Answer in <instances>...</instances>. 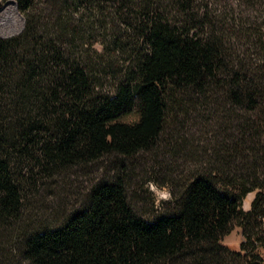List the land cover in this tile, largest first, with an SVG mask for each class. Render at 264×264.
I'll return each instance as SVG.
<instances>
[{
	"label": "trees",
	"instance_id": "1",
	"mask_svg": "<svg viewBox=\"0 0 264 264\" xmlns=\"http://www.w3.org/2000/svg\"><path fill=\"white\" fill-rule=\"evenodd\" d=\"M16 1L25 26L0 36V264H264L258 9ZM171 126L169 152L186 165L169 169L172 197L146 216L125 160L157 158ZM112 153L126 158L119 169L68 209L67 176ZM236 226L232 249L223 240Z\"/></svg>",
	"mask_w": 264,
	"mask_h": 264
},
{
	"label": "rangeland",
	"instance_id": "2",
	"mask_svg": "<svg viewBox=\"0 0 264 264\" xmlns=\"http://www.w3.org/2000/svg\"><path fill=\"white\" fill-rule=\"evenodd\" d=\"M10 1H14L17 5L18 20L16 23L14 20L8 19L9 11L6 7L9 5ZM211 1L213 2L214 0ZM227 3L232 4L238 9V11L240 9H245V7L247 11H249L247 6L258 9L257 13H253V10H250L249 13H252V19L255 18L256 20H259L258 22L264 24V0H250L248 3L247 1L246 3L243 2V0H221L219 2L221 6H224ZM25 21L26 19L19 10L16 0H0L1 37H10L19 34L25 26ZM257 38L258 40L256 39L254 41L256 42L257 47L254 51L251 50L254 54L251 53L250 58H252V62L261 63L264 60V28L261 37ZM232 43L238 47L241 44V42L236 39H233ZM96 48L100 50L102 48L101 44L98 43ZM188 126L189 123L187 124V127ZM171 128L172 126L168 128V131L161 139L163 146L160 147L161 152L157 158H155V155L151 152H140L134 157L125 160L126 158L124 156L112 153L106 154L89 165L80 167L76 170L74 169L73 173H70L69 176H67V179H70L71 182L69 181V184L66 186L68 188L66 192L67 194L64 195L62 201L68 205V209L74 207V204L77 205L86 197L85 194L92 184L104 177L112 176L119 169L120 163L124 159L130 164V169L128 171L129 174L127 176L128 183L130 184L128 191L130 201L134 208L137 212L146 216L153 214L156 210H160L163 207V204L169 202L172 197L170 187L168 185H161V182L169 173V169H175L177 165H181V167L182 165H186L184 164L186 163L184 159H175L172 153L169 152V150L172 149L170 146V139L172 137L169 135ZM196 136H199V132H196ZM166 144H168L167 148H165ZM170 161H173L171 162L172 164ZM257 192L258 190H255L246 195L243 205L245 210H250L252 208V203ZM251 195V200H249L248 198ZM57 201L59 202L61 200ZM243 240L244 236L242 234V228L236 226L224 237L223 242L229 245L232 249H239Z\"/></svg>",
	"mask_w": 264,
	"mask_h": 264
},
{
	"label": "bare ground",
	"instance_id": "3",
	"mask_svg": "<svg viewBox=\"0 0 264 264\" xmlns=\"http://www.w3.org/2000/svg\"><path fill=\"white\" fill-rule=\"evenodd\" d=\"M6 8L9 11V14H8L9 17H8V19L14 20V22L16 23L17 20H18V18H17L18 13H17V5H16V3L14 1H10L9 2V5ZM0 25H1V23H0ZM251 197H252V195L249 196L248 199H251Z\"/></svg>",
	"mask_w": 264,
	"mask_h": 264
},
{
	"label": "crops",
	"instance_id": "4",
	"mask_svg": "<svg viewBox=\"0 0 264 264\" xmlns=\"http://www.w3.org/2000/svg\"><path fill=\"white\" fill-rule=\"evenodd\" d=\"M249 200H251V199H249Z\"/></svg>",
	"mask_w": 264,
	"mask_h": 264
}]
</instances>
